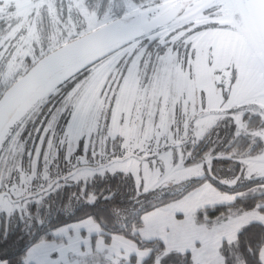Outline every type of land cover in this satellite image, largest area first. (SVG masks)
<instances>
[{"label": "snow or ice", "instance_id": "6c2138e0", "mask_svg": "<svg viewBox=\"0 0 264 264\" xmlns=\"http://www.w3.org/2000/svg\"><path fill=\"white\" fill-rule=\"evenodd\" d=\"M0 264H264V0H0Z\"/></svg>", "mask_w": 264, "mask_h": 264}, {"label": "trees", "instance_id": "16d2710c", "mask_svg": "<svg viewBox=\"0 0 264 264\" xmlns=\"http://www.w3.org/2000/svg\"><path fill=\"white\" fill-rule=\"evenodd\" d=\"M6 253L10 256V257H12L13 259H15V257H16V255L19 253V251H20V248H19V246L17 245V246H9L6 250Z\"/></svg>", "mask_w": 264, "mask_h": 264}]
</instances>
